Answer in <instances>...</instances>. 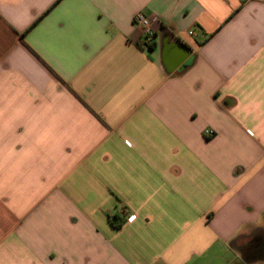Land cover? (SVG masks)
I'll return each mask as SVG.
<instances>
[{"label":"crops","instance_id":"1","mask_svg":"<svg viewBox=\"0 0 264 264\" xmlns=\"http://www.w3.org/2000/svg\"><path fill=\"white\" fill-rule=\"evenodd\" d=\"M258 231L264 0H0V264H264Z\"/></svg>","mask_w":264,"mask_h":264},{"label":"trees","instance_id":"2","mask_svg":"<svg viewBox=\"0 0 264 264\" xmlns=\"http://www.w3.org/2000/svg\"><path fill=\"white\" fill-rule=\"evenodd\" d=\"M242 252L244 260L247 263H253L257 261L261 255H264V231H258Z\"/></svg>","mask_w":264,"mask_h":264},{"label":"built area","instance_id":"3","mask_svg":"<svg viewBox=\"0 0 264 264\" xmlns=\"http://www.w3.org/2000/svg\"><path fill=\"white\" fill-rule=\"evenodd\" d=\"M134 22L136 25H140L145 28V46L152 47L153 45H155L154 32L151 28V20H149L144 14H138L137 16H135ZM207 134H210V132H207Z\"/></svg>","mask_w":264,"mask_h":264},{"label":"water","instance_id":"4","mask_svg":"<svg viewBox=\"0 0 264 264\" xmlns=\"http://www.w3.org/2000/svg\"><path fill=\"white\" fill-rule=\"evenodd\" d=\"M181 65V63H178L174 66H172L171 70L170 71H174L177 67H179Z\"/></svg>","mask_w":264,"mask_h":264}]
</instances>
